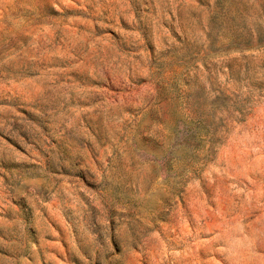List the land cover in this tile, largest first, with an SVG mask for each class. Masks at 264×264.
Wrapping results in <instances>:
<instances>
[{
	"label": "rangeland",
	"instance_id": "obj_1",
	"mask_svg": "<svg viewBox=\"0 0 264 264\" xmlns=\"http://www.w3.org/2000/svg\"><path fill=\"white\" fill-rule=\"evenodd\" d=\"M0 264H264V0H0Z\"/></svg>",
	"mask_w": 264,
	"mask_h": 264
}]
</instances>
